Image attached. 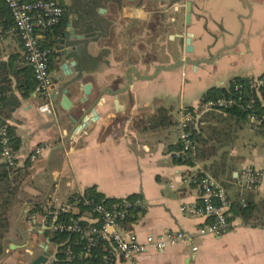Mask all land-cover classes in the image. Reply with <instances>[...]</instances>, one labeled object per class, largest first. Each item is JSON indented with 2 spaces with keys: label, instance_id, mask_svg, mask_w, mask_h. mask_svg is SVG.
Returning <instances> with one entry per match:
<instances>
[{
  "label": "crops",
  "instance_id": "obj_1",
  "mask_svg": "<svg viewBox=\"0 0 264 264\" xmlns=\"http://www.w3.org/2000/svg\"><path fill=\"white\" fill-rule=\"evenodd\" d=\"M54 1L64 15L42 37L52 41L48 66L53 114L38 111L41 99L35 92L22 97L14 89L13 75L28 65L13 27L5 28L10 16L0 1V62L10 68L8 80L20 101L7 125L20 141L14 167L25 174L16 194L17 217L8 215L11 225L0 264H31L41 254L32 248L47 240L53 252L51 235L44 238L49 233L45 209L54 200L56 206L59 196L61 203L70 202L89 189L115 202L130 197L143 202L136 222L120 226L140 242L174 231L193 242L163 252L148 249L137 261L121 259L117 264H264V227L237 218L220 237L197 235L208 221L180 212L182 204L199 200L198 192L184 182L193 168L173 159L180 144L181 112L196 110L189 125L197 130L210 125L213 132L202 135L216 151L194 166L219 182L231 203L247 195L255 202L263 199L264 160L225 150L220 140L233 120L218 111H202L200 103L210 89H228L233 79L264 74V0ZM68 33L65 54L56 41ZM85 84L91 85L86 97ZM66 88L68 110L62 107ZM93 110L96 120L82 130L81 111L92 117ZM208 113L222 116L203 121ZM244 124L260 134L250 120ZM36 149L41 152L31 160ZM245 168L261 175L254 190H242ZM35 206L39 210L30 213Z\"/></svg>",
  "mask_w": 264,
  "mask_h": 264
},
{
  "label": "built area",
  "instance_id": "obj_2",
  "mask_svg": "<svg viewBox=\"0 0 264 264\" xmlns=\"http://www.w3.org/2000/svg\"><path fill=\"white\" fill-rule=\"evenodd\" d=\"M8 9L14 23L16 32L25 54V62L31 69L35 81V94L41 99L38 111L42 114H53V105L50 100L51 79L48 66L49 50L40 47L43 33L52 31L57 27L64 15V9L55 1L24 2L22 0H2ZM249 90L257 94L264 89V75L250 79ZM233 91L236 95L209 99L201 105L202 111H221L232 107H242L243 93L242 86L235 85ZM254 100L249 101V105ZM196 118V110H182L179 123L178 140L181 144V153L193 154L194 144L191 134L187 131L189 123ZM264 119V117H263ZM250 121L259 125L261 120L253 115ZM0 158L8 164L15 166V155L9 148V137L6 125H0ZM41 149H36L31 156L33 160ZM185 175L184 182L198 192V202L193 204H182L180 212L188 217L202 218L208 222L200 226L197 235L200 237H220L231 229L232 223L228 221L230 216L231 201L228 198L224 187L211 175L196 166ZM261 175L252 168H245L242 174L241 187L244 191H251L260 184ZM55 200L45 209V226L50 235L53 234H79L87 242L85 254H89V248L99 241L107 243L106 254L99 263L95 264H117L121 259L134 262L148 249L156 252H163L167 248L179 243L191 245L190 237L182 231L165 232L158 236H147L144 242L138 240L137 235L127 231L120 226L129 217L135 208L143 207V202L136 199L119 200L111 206L97 203L94 199L80 196L70 202L61 203L59 207L54 206ZM245 205L244 199H240ZM79 204L88 210L78 217L73 223L59 222L58 216L61 213L73 214L79 212ZM88 214L89 218L84 217ZM86 224V227L80 225ZM53 254L50 264L57 261L58 253L65 257V261L74 260L70 249H61L63 243H53ZM192 252L197 247L192 246Z\"/></svg>",
  "mask_w": 264,
  "mask_h": 264
},
{
  "label": "trees",
  "instance_id": "obj_3",
  "mask_svg": "<svg viewBox=\"0 0 264 264\" xmlns=\"http://www.w3.org/2000/svg\"><path fill=\"white\" fill-rule=\"evenodd\" d=\"M4 6V11L7 14L10 13L6 8L5 4L0 0ZM24 2H36L40 0H31ZM47 1V0H43ZM54 1V0H52ZM14 29V23L11 19L5 22V28ZM57 27L53 28L55 30ZM49 32V31H47ZM44 32L43 34H47ZM40 47L44 50H50L52 47L51 39H47L43 42L41 40ZM49 57V56H48ZM10 73V68L5 65V63L0 62V125H6L9 137V148L12 153L18 150L20 146L19 138L16 136L14 129L7 125V120L11 117V114L14 112L16 108H18L20 101L13 94V88L10 80H8V74ZM264 75V74H263ZM15 79V90H18L20 96L25 97L29 96L35 90V81L33 78L32 71L29 67L22 68L19 71H16V74L13 75ZM249 80L247 79H233L230 82L228 89L220 88V89H210L206 92V94L202 97L200 105L206 102L209 99H214L218 97H226L228 95H236L233 91L235 85L242 86L243 100L242 107H232L226 110L218 111L221 114H225L229 120H235L240 123H248L251 116L255 115L258 119L261 120L259 125H254L255 128L260 134L264 133V89H261L257 94L255 91L249 90L248 86ZM254 100V103L249 105V101ZM222 115L208 113L203 116V121L207 119L206 122L210 121L209 119L220 120ZM194 125L190 124L187 128V131L191 134V138L194 144L193 154L189 153L187 155H183L181 153V145L177 146V155L174 156V162L180 165H186L189 167H193L197 162L206 161L212 156H214V152L216 151L215 147L207 146V139L202 135L203 133H208L211 129L210 125L201 126L197 130L193 127ZM213 128L211 132H213ZM1 151V148H0ZM25 174L20 169L16 167L8 166L4 161L0 162V256L3 253L4 248V239L9 232L10 223L8 211L12 206L13 200L17 194V191L20 187V184L23 182ZM87 198L94 199L97 203H101L106 206H111L116 203L115 201L104 199L102 195L96 193L93 189H89L87 194ZM129 199H137L136 197H130ZM245 205H242L240 199H236L231 203L230 216L228 218L229 222H233V220L239 218L245 224H250L252 226H260L264 227V197L260 202H255L251 195H247L244 198ZM79 212L76 213H61L58 216L59 222L62 223H73L77 221L78 217L85 213L88 209L83 207L81 204L78 206ZM143 207H137L133 209L129 215V217L125 220L123 225H129L136 222L139 215L143 213ZM39 210L38 206H35L30 213H36ZM80 225L86 227V224L80 222ZM126 227V226H125ZM127 228V227H126ZM50 236V235H49ZM50 239L53 243H63L61 249H70L72 254L74 255V260L71 262L65 261V257L63 254L58 253L57 261L53 264H95L99 263L102 257L106 254V250L108 248L107 243L103 241H99L96 245L89 248V254H85V250L87 249V242L85 239H82L79 234H53L50 236Z\"/></svg>",
  "mask_w": 264,
  "mask_h": 264
},
{
  "label": "rangeland",
  "instance_id": "obj_4",
  "mask_svg": "<svg viewBox=\"0 0 264 264\" xmlns=\"http://www.w3.org/2000/svg\"><path fill=\"white\" fill-rule=\"evenodd\" d=\"M176 99L177 98H173L175 102L177 101ZM173 106L176 107L175 104ZM172 136L174 137L173 134ZM220 141L224 144L225 150L231 153L233 152V154L239 157L253 159L254 156L257 155L264 160V136L256 133L254 129L244 123L236 122L235 120L231 124L229 123V128L224 130L222 140ZM25 194L26 193L23 191L22 196H25ZM58 200L56 207H59L61 202L64 201L62 196H59ZM17 204L18 202L15 196L12 206L8 211V215H12L14 220L17 217ZM13 206L16 207L15 210H12ZM8 220L11 225V219L9 218ZM18 243L21 242L18 241Z\"/></svg>",
  "mask_w": 264,
  "mask_h": 264
},
{
  "label": "water",
  "instance_id": "obj_5",
  "mask_svg": "<svg viewBox=\"0 0 264 264\" xmlns=\"http://www.w3.org/2000/svg\"><path fill=\"white\" fill-rule=\"evenodd\" d=\"M189 8H190V6H189V4H187V10L188 11H189ZM186 19L188 21L189 14H187ZM68 39H69V33L68 34L61 35L60 39H58L56 41V43L60 46L59 47V50H61L62 52H65V54H66V51H64L63 46H64V41L65 40H68ZM189 50H187V51H189ZM63 71H64V75H67L69 73L64 68H63ZM90 89H91V85L90 84L83 85L82 92H83V94H84L85 97L89 95ZM62 94H63V97H62V107H63V109L68 110L69 107H71V103L69 101V91H68V89L67 88L66 89H63ZM80 114L82 116L81 124H80V128L82 130H84L90 122L96 120V118H97L96 112L94 110L92 111V115H91L92 117H88L87 115H85L84 111H81ZM44 230H46V228ZM48 243H49V241L47 240L46 243H45V245L42 246V245H38L37 244V245H35V247L32 248L33 250L34 249L41 250V254L38 257H36L32 261L31 264H47L48 258L51 257L52 254H53L52 251L51 250H48V247L46 246ZM11 249H14V245L11 246Z\"/></svg>",
  "mask_w": 264,
  "mask_h": 264
},
{
  "label": "flooded vegetation",
  "instance_id": "obj_6",
  "mask_svg": "<svg viewBox=\"0 0 264 264\" xmlns=\"http://www.w3.org/2000/svg\"><path fill=\"white\" fill-rule=\"evenodd\" d=\"M48 236H49V233H46L44 238H47ZM42 245H45V244H42Z\"/></svg>",
  "mask_w": 264,
  "mask_h": 264
}]
</instances>
